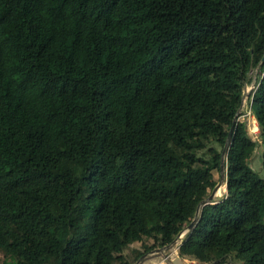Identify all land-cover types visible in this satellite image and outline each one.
Listing matches in <instances>:
<instances>
[{
  "label": "trees",
  "instance_id": "trees-1",
  "mask_svg": "<svg viewBox=\"0 0 264 264\" xmlns=\"http://www.w3.org/2000/svg\"><path fill=\"white\" fill-rule=\"evenodd\" d=\"M264 0H0V264H264ZM149 241L150 244H146Z\"/></svg>",
  "mask_w": 264,
  "mask_h": 264
},
{
  "label": "rangeland",
  "instance_id": "rangeland-1",
  "mask_svg": "<svg viewBox=\"0 0 264 264\" xmlns=\"http://www.w3.org/2000/svg\"><path fill=\"white\" fill-rule=\"evenodd\" d=\"M259 75L260 72L258 69L253 70L249 74V82H247L243 88L242 104H241V108L239 109L238 120L245 123L247 132L251 140L254 141L256 144L254 153L252 154V157L249 162L250 167L255 173H257V175L262 180H264V167L262 166L261 157H260L262 149L260 146L258 128H257L256 120L253 116V112L250 110V94L256 86V81ZM214 179H215V184H214V188H215L216 185L219 183L220 174L215 173ZM221 188H223L222 192H221ZM217 195L213 198L214 202L219 201L225 195L224 184H222V186L218 190ZM200 208L198 209L197 214L194 215L192 221H196L200 213ZM262 221L264 223V214L262 216ZM190 230L191 229H189L188 226L185 227V229L177 236V238L173 243L163 248H156L154 250H151L148 253L144 254L142 257H140L138 260H133V252L135 250H139V251L142 250L141 243H134L128 246L124 250L123 254L125 255V257L127 258L130 264H200L195 260H192L190 258H182L178 255V250H179L178 248L185 239L186 234ZM146 244H150V242L147 241ZM236 263H238V261L229 258L224 264H236Z\"/></svg>",
  "mask_w": 264,
  "mask_h": 264
},
{
  "label": "water",
  "instance_id": "water-1",
  "mask_svg": "<svg viewBox=\"0 0 264 264\" xmlns=\"http://www.w3.org/2000/svg\"><path fill=\"white\" fill-rule=\"evenodd\" d=\"M241 108V106H240ZM237 121V117L234 119L233 121V125L232 127L230 128L229 130V133H228V136H227V140H226V144H225V147L222 151V154H221V161H220V168H219V174H220V180H219V183L216 185V187L213 189V191L211 192V194L205 199L203 200L197 207V210L195 212V214H197L198 212V209L201 207V206H205V205H211V204H214L215 202L213 201V198L217 195V192L218 190L220 189V187L222 186V184H225V174H224V171H225V162H224V156L226 154V151H227V148H228V145L230 143V140H231V136H232V133H233V129H234V126H235V123ZM225 191H226V188H225ZM194 223L195 221H192L188 228L191 229L193 226H194ZM175 241V240H174ZM173 241V242H174Z\"/></svg>",
  "mask_w": 264,
  "mask_h": 264
},
{
  "label": "bare ground",
  "instance_id": "bare-ground-1",
  "mask_svg": "<svg viewBox=\"0 0 264 264\" xmlns=\"http://www.w3.org/2000/svg\"><path fill=\"white\" fill-rule=\"evenodd\" d=\"M257 129V128H256ZM223 191V188H221V192ZM218 196V195H217Z\"/></svg>",
  "mask_w": 264,
  "mask_h": 264
}]
</instances>
